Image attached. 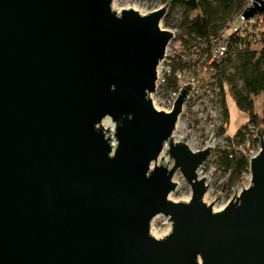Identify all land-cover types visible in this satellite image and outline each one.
<instances>
[{
    "label": "water",
    "instance_id": "1",
    "mask_svg": "<svg viewBox=\"0 0 264 264\" xmlns=\"http://www.w3.org/2000/svg\"><path fill=\"white\" fill-rule=\"evenodd\" d=\"M109 4L0 0V264H264L260 127L248 184L211 210L195 174L211 145L171 139L190 85L168 112L147 96L171 37L158 27L165 4L145 14ZM257 15L264 0L239 13ZM174 169L185 201L166 197ZM155 214L169 222L160 237L148 232Z\"/></svg>",
    "mask_w": 264,
    "mask_h": 264
},
{
    "label": "trees",
    "instance_id": "2",
    "mask_svg": "<svg viewBox=\"0 0 264 264\" xmlns=\"http://www.w3.org/2000/svg\"><path fill=\"white\" fill-rule=\"evenodd\" d=\"M166 1V0H163ZM248 0H167L171 6H180L185 11L196 10L191 16H183L180 29L177 33L182 42L191 39H203L206 42V50L209 48L207 39L223 29L227 39V51L218 61L213 62L220 90L222 112L225 116L224 93L232 98L235 107L244 113L245 119L239 124L232 136L223 135L228 142L227 148L216 149L214 159L217 166L223 170L237 175L241 171H247L246 152L249 146L257 139L249 138L244 141L246 125L260 127L264 134V15H257L245 23L239 17L241 9ZM237 13L233 17L232 13ZM238 24H235L236 21ZM260 23L261 29L252 30L253 24ZM243 31L240 37L238 31ZM243 46H238V42ZM252 45H257L252 47ZM225 63L231 64V71H225ZM178 63H172L171 71ZM235 80L240 84L235 87ZM167 87H174L173 75L167 77ZM260 93L263 102L260 112L252 110V95ZM235 144H241L240 149L234 148Z\"/></svg>",
    "mask_w": 264,
    "mask_h": 264
},
{
    "label": "built area",
    "instance_id": "3",
    "mask_svg": "<svg viewBox=\"0 0 264 264\" xmlns=\"http://www.w3.org/2000/svg\"><path fill=\"white\" fill-rule=\"evenodd\" d=\"M242 23L245 22L242 21ZM238 35L241 40L244 32L240 30ZM170 38L154 67L153 90L147 93L152 107L155 110L168 112L178 89L181 85L188 83L190 86L186 90L180 111L176 116L177 121L180 114H184L182 131L178 134L177 140L173 141L183 142L192 151L210 145V150L227 148L228 142L222 133L225 123L220 90L213 65V62L222 58L227 51L225 31L221 29L207 39L209 47L207 50L203 39L182 42L179 38H175L174 42L170 43ZM237 45L243 46V43L239 41ZM172 63H178L180 66H176L171 71ZM170 74L173 75V88L167 87V77ZM200 131L201 136L195 138L194 134ZM255 131V127L247 124L244 141L246 142L249 138L256 139ZM240 146L241 144H235L234 148L240 149ZM254 147H257V141L247 149V161L255 153Z\"/></svg>",
    "mask_w": 264,
    "mask_h": 264
},
{
    "label": "rangeland",
    "instance_id": "4",
    "mask_svg": "<svg viewBox=\"0 0 264 264\" xmlns=\"http://www.w3.org/2000/svg\"><path fill=\"white\" fill-rule=\"evenodd\" d=\"M164 4L165 1L163 0H110L109 7L116 13H118L120 9L130 8L139 14H145L156 7L163 6ZM195 11L196 10L185 11L180 6L170 7L166 2L163 14L158 21V27L170 31L172 34V37L169 40L170 43H173L175 38L178 37L177 33L180 29V23L183 16H191ZM235 14L237 13L233 12L230 16L233 17ZM238 23L239 21L237 20L235 24ZM251 27L252 30L256 31L257 29H261L262 25L260 23H255ZM256 46L257 45H252L253 48ZM225 71H231L230 63H225ZM234 83L235 87H238L240 84L239 80H235ZM250 97L252 101V110L259 113L260 105L263 102V96L260 93H257ZM222 102H224L226 111L225 116L223 114V120L225 123L223 131L226 136H232L239 124L244 121L245 115L235 107L234 102L228 93H224ZM183 117L184 114L181 113L176 121L177 126L171 132L172 140H177L178 134L182 131ZM100 125L103 129H106L107 127V131H104V135H108L109 142H111L113 139L112 123L105 117L100 121ZM194 136L195 138L200 137L201 131L198 134L195 133ZM262 140L264 144V134H262ZM164 147L165 145L163 148ZM256 150L257 147H254L253 151L255 152ZM215 152V149L210 150L206 158L195 169L196 177H202L204 179L203 182L207 184L206 189L201 196V200L204 204H209L212 201V203H210L211 210L220 209L232 195L237 194L241 188L248 184L249 179L247 171H241L239 174L235 175L228 170H223L221 167L217 166L214 159ZM166 159L167 156L160 151L156 163L169 167L171 165V160L168 158V161L166 162ZM170 179L174 181L175 186L167 193L166 197L172 201L187 200L190 195L189 187L182 181L181 175L177 169H174ZM168 231L169 222L165 216L155 214L150 218L148 223V232L150 235L160 237Z\"/></svg>",
    "mask_w": 264,
    "mask_h": 264
},
{
    "label": "bare ground",
    "instance_id": "5",
    "mask_svg": "<svg viewBox=\"0 0 264 264\" xmlns=\"http://www.w3.org/2000/svg\"><path fill=\"white\" fill-rule=\"evenodd\" d=\"M176 126H177V124L175 123V124H174V129L176 128ZM203 180H204V179H203ZM153 237H158V236L153 235Z\"/></svg>",
    "mask_w": 264,
    "mask_h": 264
}]
</instances>
